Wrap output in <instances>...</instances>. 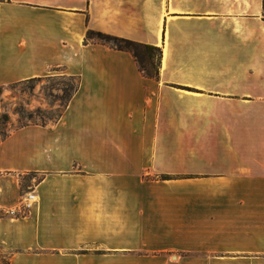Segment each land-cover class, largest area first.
Returning a JSON list of instances; mask_svg holds the SVG:
<instances>
[{"label":"crops","instance_id":"crops-1","mask_svg":"<svg viewBox=\"0 0 264 264\" xmlns=\"http://www.w3.org/2000/svg\"><path fill=\"white\" fill-rule=\"evenodd\" d=\"M90 30L161 47L159 77ZM56 74L59 119L0 140L10 264L264 253L263 0H0V88Z\"/></svg>","mask_w":264,"mask_h":264},{"label":"rangeland","instance_id":"rangeland-1","mask_svg":"<svg viewBox=\"0 0 264 264\" xmlns=\"http://www.w3.org/2000/svg\"><path fill=\"white\" fill-rule=\"evenodd\" d=\"M157 63V55L154 56ZM56 72H58L56 70ZM77 78L61 74L0 88V140L13 129L29 124H53L65 110L63 90L77 84ZM143 264H264V253L227 254L214 251L172 250L141 252ZM0 264H10L0 253Z\"/></svg>","mask_w":264,"mask_h":264},{"label":"trees","instance_id":"trees-1","mask_svg":"<svg viewBox=\"0 0 264 264\" xmlns=\"http://www.w3.org/2000/svg\"><path fill=\"white\" fill-rule=\"evenodd\" d=\"M263 4H264V0H263ZM91 40L108 45L119 51L130 52L134 56L140 70L145 75H147L150 78L159 77L161 60L163 56L161 47L137 43L134 41L107 35L92 30H90L87 34V41H91ZM155 55H157V59H158L157 63H155L154 61ZM77 81L78 82L75 86H69L68 89L63 90L67 98L66 99L67 103L65 104V108H67V106L69 105L70 101L72 100L73 96L75 95V93L79 88L80 82L78 79Z\"/></svg>","mask_w":264,"mask_h":264},{"label":"built area","instance_id":"built-area-1","mask_svg":"<svg viewBox=\"0 0 264 264\" xmlns=\"http://www.w3.org/2000/svg\"><path fill=\"white\" fill-rule=\"evenodd\" d=\"M37 202L36 195L33 192L27 193L21 205L17 208L10 209L7 214L13 217L27 215Z\"/></svg>","mask_w":264,"mask_h":264}]
</instances>
